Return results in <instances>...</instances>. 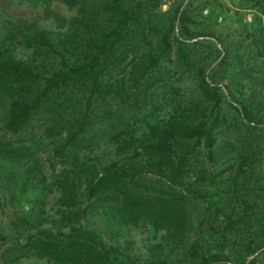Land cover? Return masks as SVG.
I'll list each match as a JSON object with an SVG mask.
<instances>
[{
  "label": "trees",
  "instance_id": "obj_1",
  "mask_svg": "<svg viewBox=\"0 0 264 264\" xmlns=\"http://www.w3.org/2000/svg\"><path fill=\"white\" fill-rule=\"evenodd\" d=\"M42 1L75 15L58 30L7 22L0 115L9 132L50 139L68 165L53 178L51 226L18 239L4 263L264 264V73L246 48L198 31L183 0L165 11L163 0ZM240 3L264 60V0ZM99 208L161 234L147 260L85 226Z\"/></svg>",
  "mask_w": 264,
  "mask_h": 264
},
{
  "label": "rangeland",
  "instance_id": "obj_2",
  "mask_svg": "<svg viewBox=\"0 0 264 264\" xmlns=\"http://www.w3.org/2000/svg\"><path fill=\"white\" fill-rule=\"evenodd\" d=\"M174 1L163 0V10ZM183 8L196 16L198 31L216 32L227 44L231 43L237 49L246 48L242 52H246L245 61L250 62L253 73H264V60L253 55L251 41L245 32L252 23L251 11L244 9L240 0H183ZM74 15L75 10L58 1L0 0V39L9 21H36L42 28L58 30L62 18ZM213 41L218 45L216 40ZM4 122L3 113L0 115V145L5 150L14 149L24 154L0 155V264H5L2 254L18 239L40 227L51 226L50 217L58 209L53 178L68 165L66 155L55 152L50 139L37 140L36 134H31L34 131L31 127L17 134L9 132L4 128ZM84 224L99 233L108 245L116 246L124 256L139 262L149 258V246L161 238L151 226L129 228L118 224L102 208L89 213ZM16 264L50 263L31 257Z\"/></svg>",
  "mask_w": 264,
  "mask_h": 264
}]
</instances>
